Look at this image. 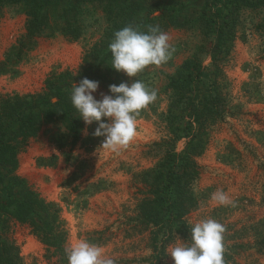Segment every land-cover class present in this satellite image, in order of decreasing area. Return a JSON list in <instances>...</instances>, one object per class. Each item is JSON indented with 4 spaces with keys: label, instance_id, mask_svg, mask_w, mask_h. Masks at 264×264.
<instances>
[{
    "label": "rangeland",
    "instance_id": "1",
    "mask_svg": "<svg viewBox=\"0 0 264 264\" xmlns=\"http://www.w3.org/2000/svg\"><path fill=\"white\" fill-rule=\"evenodd\" d=\"M250 1L254 5L242 0H50L42 12L45 24L37 45L18 63L7 55L16 52L12 47L27 31L28 6L0 2L1 96L40 91L52 69L77 70L85 52L121 24L153 25L151 19L162 15L178 17L177 24L161 26L175 49L172 57L146 67L136 78L126 75L128 84L139 79L157 91V99L136 117V135L126 147L101 148L104 137L93 135L96 122L86 124L76 142L65 125L54 122L44 124L18 155V174L61 208L68 244L87 240L101 246L116 264H174L165 249L181 239L189 242L191 226L211 218L225 228V261L264 264V0ZM68 23L80 33L78 39L65 32ZM216 51L225 60L220 68L204 71L207 79L199 84V93L209 92L208 78L222 79L224 117L211 119L206 127L208 144L197 159L200 175L193 187L197 206L173 239L160 236L159 256L140 218L144 186L137 174L155 166L158 159L150 146L169 136L165 114L170 77L187 58L201 59L207 67ZM101 93L110 94L99 84L93 95L100 99ZM185 144L186 139L178 141L177 150ZM217 189L235 206L212 201ZM11 236L28 264H65L47 252L28 225L13 222Z\"/></svg>",
    "mask_w": 264,
    "mask_h": 264
},
{
    "label": "trees",
    "instance_id": "2",
    "mask_svg": "<svg viewBox=\"0 0 264 264\" xmlns=\"http://www.w3.org/2000/svg\"><path fill=\"white\" fill-rule=\"evenodd\" d=\"M238 0H234L236 3ZM246 5L253 1L242 0ZM1 3L22 2L28 6L26 33L20 43L12 47L7 59L20 62L37 45L45 21L43 10L50 0H0ZM162 15L158 26L177 24L178 17ZM159 19H151L156 26ZM131 22V21H130ZM133 22V21H132ZM149 23L136 24L135 21L121 24L105 33L103 38L88 49L80 67L73 69H52L40 91L25 94L0 95V264H28L21 254L20 247L11 236L13 222L26 224L31 233L45 246L47 252L68 264L65 248L68 246V229L61 215V208L47 201L28 181L18 174V155L28 141L36 137L46 123L61 122L72 133L74 141L82 139L85 122L73 107L71 90L73 83L79 84L83 78L98 81L109 89V85L128 83L123 72L111 67L112 56L108 45L114 32L126 26L147 31ZM67 34L75 39L80 33L72 23H68ZM65 33V34H66ZM224 29H219L222 40ZM230 34L231 31H229ZM232 36V35H230ZM219 43V42H218ZM222 44H219L218 49ZM216 51L212 62L203 66L201 59L187 58L179 70L170 77L171 101L165 114L169 136L154 142L150 148L157 157L154 167L137 174L141 182L142 200L139 204L140 218L150 229L153 250L157 255L158 239L171 240L180 232L184 218L197 206L193 187L200 175L197 159L207 148L206 127L211 119H222L227 98L224 94V81L212 78L206 94L199 93V84L205 82V70L215 66L225 56ZM186 139L185 147L177 150L178 141ZM165 243V242H164ZM225 261V260H224ZM151 264H155L154 262ZM225 264H229L225 261Z\"/></svg>",
    "mask_w": 264,
    "mask_h": 264
},
{
    "label": "clouds",
    "instance_id": "3",
    "mask_svg": "<svg viewBox=\"0 0 264 264\" xmlns=\"http://www.w3.org/2000/svg\"><path fill=\"white\" fill-rule=\"evenodd\" d=\"M108 47L112 56L111 67L129 78H136L148 66L166 63L175 51L170 36L158 25H149L147 31L123 27L114 32ZM98 88L99 82L88 78L80 80L78 85L73 83L71 102L85 124H98L93 135L104 137L101 148L118 151L134 139L136 117L157 99V91L135 79L131 84L109 85L110 94L101 93V98L96 99L93 94ZM211 200L219 205L235 206L222 189L212 193ZM224 232V226L218 221L211 218L200 220L191 226L189 242L178 240L165 252L172 257L174 264H225ZM65 255L68 264H116L114 259L105 255L101 246L83 239L69 242Z\"/></svg>",
    "mask_w": 264,
    "mask_h": 264
}]
</instances>
